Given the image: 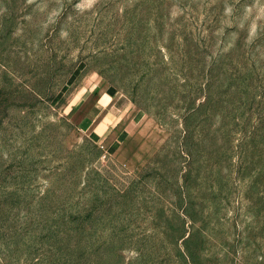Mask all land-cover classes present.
<instances>
[{"label": "rangeland", "instance_id": "rangeland-1", "mask_svg": "<svg viewBox=\"0 0 264 264\" xmlns=\"http://www.w3.org/2000/svg\"><path fill=\"white\" fill-rule=\"evenodd\" d=\"M0 264H264V0H0Z\"/></svg>", "mask_w": 264, "mask_h": 264}, {"label": "crops", "instance_id": "crops-1", "mask_svg": "<svg viewBox=\"0 0 264 264\" xmlns=\"http://www.w3.org/2000/svg\"><path fill=\"white\" fill-rule=\"evenodd\" d=\"M105 94H101V97L99 98V101H97V103H99L100 105L102 104L103 106H106L109 102H110V100L109 99H107V100H105ZM102 99H104L103 101H102ZM101 101H102V103H101Z\"/></svg>", "mask_w": 264, "mask_h": 264}]
</instances>
